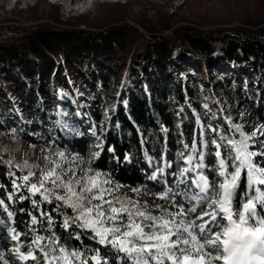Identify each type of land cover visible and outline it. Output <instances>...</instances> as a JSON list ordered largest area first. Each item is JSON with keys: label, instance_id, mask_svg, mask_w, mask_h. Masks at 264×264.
Masks as SVG:
<instances>
[{"label": "snow or ice", "instance_id": "snow-or-ice-1", "mask_svg": "<svg viewBox=\"0 0 264 264\" xmlns=\"http://www.w3.org/2000/svg\"><path fill=\"white\" fill-rule=\"evenodd\" d=\"M203 107V114L193 109L198 135L193 134L191 144L180 141L183 148L176 153V171L171 173L175 190L162 179L165 169L172 167L170 161L148 177L161 180V192L145 185L130 188L136 194L132 196L121 192L124 185L114 182L110 174L92 168L78 173L57 161L42 169L27 160L22 164L0 160L9 169L12 185L7 191L0 184L5 189V197L0 198V228L18 242L17 259L32 264H107L99 248L83 244L86 237L117 253L119 264H264V140L256 147L257 133L264 136V126L248 133L242 124L224 117L229 125L224 131L219 123H211L217 113L208 104ZM62 127L83 135L67 124ZM55 155L65 158L63 151ZM208 156L215 157L211 167L205 163ZM13 169L23 174L17 176ZM149 196L151 201L145 199ZM25 200L31 210L21 232L13 225L17 212L26 210L10 207ZM57 226L68 233L65 240ZM67 239L76 240L80 247L69 246ZM0 260L9 264L2 254Z\"/></svg>", "mask_w": 264, "mask_h": 264}, {"label": "trees", "instance_id": "trees-1", "mask_svg": "<svg viewBox=\"0 0 264 264\" xmlns=\"http://www.w3.org/2000/svg\"><path fill=\"white\" fill-rule=\"evenodd\" d=\"M55 19L57 21L54 22L60 24L59 18ZM261 20L248 27L236 26L206 32L181 26L168 34L158 31L148 23L143 24L146 33L126 23L104 31L91 32L77 28H56L51 23L44 22L24 30L25 33L16 41L0 46V66H3L5 71L13 70L16 66L26 71L30 68L31 61L40 62L45 69L41 73L34 72L25 78L26 80L32 78L33 88L34 82L37 81L42 88L39 96H47L49 78L55 68L57 71H63L75 60L92 58L93 61L88 67L93 76L88 86L92 90L98 88L100 90L94 97V103L85 107L84 115L95 136L102 141V146L98 150L100 155L93 163V169L110 174L114 182L124 185L121 192H127L129 195H136L128 191L130 188H143L145 185L152 192H161L164 188L161 180L152 181L148 177L156 167L164 165L162 159L164 162L170 161L172 167L165 169V176L162 179L168 181V186H173L170 175L176 170L175 153L183 148L180 141L191 144L193 134L198 135L199 132L193 109L200 114L206 111L202 108L199 98V93L203 94L204 91L197 88L190 78L194 67L180 68L174 61L184 59L199 62L201 66L227 65L247 68L251 72V79H258L257 86L264 88V25L261 26L264 19ZM178 75H181V78H178ZM27 86L30 85L24 82L21 89H26ZM118 86L122 87L118 94L119 103L113 105L108 97L110 88ZM13 90L22 102L28 100L34 102L32 96H25L14 85ZM237 92L241 98H245V105L255 117L256 123L264 124L263 100L259 99L256 103L249 91L238 88ZM105 105L116 107L111 109L106 120L102 114V106ZM211 110L217 113V118L211 123L213 125L219 123L222 130L227 131L229 125L224 117L230 116L226 108L214 100L211 103ZM231 120L233 123L241 124L238 118ZM202 121L208 122L203 116ZM162 128L168 131L165 133ZM244 128L248 127L244 125ZM89 139L87 135L65 138L59 129L56 130L57 145L69 149L83 159L89 154ZM28 142L50 146L51 140L46 138L44 141H36L33 137H27L24 144ZM214 159L215 157L208 156L205 163L211 167ZM0 160H13L19 164L25 161L22 155L14 157L4 153H0ZM28 162L36 165L33 161ZM8 170L6 165L0 164V184L5 185L7 191H11V178L6 176ZM33 170L38 171L35 168ZM13 171L17 176L23 174L16 169ZM209 175L212 178L210 172ZM243 190L242 184L240 192ZM4 197L5 189L0 188V198ZM145 199L151 201L152 197ZM178 199L183 200L182 197ZM5 202L8 203L7 200ZM156 202L166 203L161 200ZM46 207L51 209L52 205ZM19 208L26 211L17 212L13 226L23 232L29 220L27 211L31 210V204L27 200L21 201L12 205L10 210ZM3 218L7 220L6 214H3ZM5 232V229L0 228V254L4 259L8 260L9 264H32L30 260L18 262L12 258L9 247L18 246V242L11 239L6 241L3 238L6 236L3 235ZM57 232L62 240L68 236V233L58 226ZM82 239L84 245L99 248L108 258L109 264H118L117 255H106L103 246L86 237ZM66 243L69 246L80 247V243L74 239H67ZM21 248L23 251V246ZM94 254L86 253L89 256ZM0 264H4L3 260H0Z\"/></svg>", "mask_w": 264, "mask_h": 264}, {"label": "rangeland", "instance_id": "rangeland-1", "mask_svg": "<svg viewBox=\"0 0 264 264\" xmlns=\"http://www.w3.org/2000/svg\"><path fill=\"white\" fill-rule=\"evenodd\" d=\"M35 2V6H29L26 10H21L18 4L14 8H10V4H7L8 7L4 6L0 9V40L12 43L22 37L24 30L44 22L51 23L56 28H77L91 32L104 31L122 23L146 32L143 24L148 23L158 31L168 34L181 26L206 32L236 26L248 27L264 19V0H128L125 3L100 4L93 11L83 14L76 12V15L68 18L63 16L59 5H52L47 0ZM55 17L59 18L60 24L54 22L57 21ZM69 21L71 22L67 24ZM5 27L9 28L10 35L4 34ZM2 45L6 43L0 42V46ZM91 61L92 58L85 57L82 60H75L63 71H57L55 68L49 78L47 96H39L42 88L37 81L34 82L35 88H33L32 78L28 80L25 78L34 72L41 73L45 69L40 62L31 61L30 68L26 71L19 66L5 71L4 67L0 66V153L14 157L22 155L25 160L33 161L42 169L52 167V161L59 162L62 167L77 170H80L85 163L89 164V161L93 165L97 159L94 154L102 146V141L95 136L93 128L84 115L85 107L94 103V97L100 90V88L92 90L88 86L93 76L88 67ZM174 63L180 68L194 67L190 78L197 88L204 91L203 94L199 93L203 109L204 104H208L211 109V103L217 100L226 108L231 119L238 118L243 126L248 127L244 128L245 132L251 133L257 127L264 126L256 123L255 117L245 105V98H241L237 92L238 88L249 91L251 95L253 94L256 103L259 99L264 102V88L257 86L258 79H251V72L247 68L227 65L201 66L199 62L184 59H176ZM178 78H181V75H178ZM24 82L30 86L21 89ZM13 85L25 96H32L34 102L31 100L22 102L14 93ZM121 88V86L110 88L108 97L113 105L119 103L118 94ZM60 99H63L61 104ZM102 107L105 120L109 118L111 109L116 108L106 105ZM68 120L71 121L70 128H75L90 138L89 154L85 159L73 154L69 149L59 147L55 141L56 130L60 127L59 131L63 137L77 138V135L62 127ZM27 137H33L36 141H44L48 138L51 140L50 146L32 142L25 145ZM256 139V147L259 148L261 146L259 141L264 140V136L257 133ZM20 147L24 149L21 154L18 153ZM60 151L64 152L65 158L55 155ZM32 153L35 156L29 158L28 155ZM174 157L177 161L176 153ZM162 161L164 163L163 159ZM170 176L173 181L174 178ZM172 187L175 190L174 184ZM3 235H6L3 237L6 241L11 239L7 231ZM12 247V245L9 247V253L14 260L20 262L14 255ZM107 264H109L108 260Z\"/></svg>", "mask_w": 264, "mask_h": 264}, {"label": "built area", "instance_id": "built-area-1", "mask_svg": "<svg viewBox=\"0 0 264 264\" xmlns=\"http://www.w3.org/2000/svg\"><path fill=\"white\" fill-rule=\"evenodd\" d=\"M37 0H0V9L3 8L4 6H7V4H10V8H14L17 4L19 5V8L21 10H26L29 8V6H35ZM50 4L52 5H59L61 7V12L63 14L64 17L68 18L69 16H74L76 14H83V13H87L88 11H93L95 10L100 4H104V3H125L128 0H47ZM77 12V13H76ZM76 13V14H75ZM4 34H8L10 35V30L8 27L4 28ZM0 42L2 44H7L9 42L7 41H2L0 40ZM22 148V147H20ZM20 150V149H19ZM73 154H75L74 152H72ZM35 156L34 153H32L31 155H28L29 158L30 156ZM32 160V159H30ZM28 161V160H27ZM93 169V165H91V163H85L84 165H82V167L80 169H88L91 168ZM77 170V169H76ZM77 172L79 173V170H77ZM82 174V173H81ZM6 176L9 177L8 172L6 173ZM11 178V177H10ZM12 249L14 250L15 247L13 246ZM110 249H104V252L106 253V255H117V253H115L114 251H109ZM100 256L103 259H107L108 258L101 252L100 250ZM94 261H89V264H93ZM109 262V260H108ZM117 263L119 264V261L117 260Z\"/></svg>", "mask_w": 264, "mask_h": 264}, {"label": "bare ground", "instance_id": "bare-ground-1", "mask_svg": "<svg viewBox=\"0 0 264 264\" xmlns=\"http://www.w3.org/2000/svg\"><path fill=\"white\" fill-rule=\"evenodd\" d=\"M62 100H63V99H60V101H59V102H60V104L62 103ZM70 122H71V121H70V120H68L66 123H70ZM59 129L61 130V127H60ZM22 148H23V147H22ZM23 151H24V149H23ZM18 152H19V150H18ZM21 152H22V151H21ZM19 154H21V153H19ZM8 171H9V170H8ZM8 171H7V172H8ZM9 178H10V177H9Z\"/></svg>", "mask_w": 264, "mask_h": 264}]
</instances>
